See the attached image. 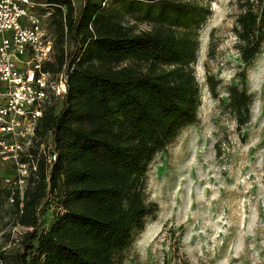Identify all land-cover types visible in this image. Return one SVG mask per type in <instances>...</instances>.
Returning a JSON list of instances; mask_svg holds the SVG:
<instances>
[{
    "label": "trees",
    "instance_id": "obj_1",
    "mask_svg": "<svg viewBox=\"0 0 264 264\" xmlns=\"http://www.w3.org/2000/svg\"><path fill=\"white\" fill-rule=\"evenodd\" d=\"M37 1L46 4L38 9L48 12L52 38L43 70L64 68L67 90L45 106L28 155L21 153L29 165L22 189L0 185V264H124L157 211L145 194L149 163L197 119L194 64L215 0ZM234 6L241 82L221 101L240 133L250 117L246 69L264 47V0ZM262 169L264 176V158Z\"/></svg>",
    "mask_w": 264,
    "mask_h": 264
},
{
    "label": "rangeland",
    "instance_id": "obj_2",
    "mask_svg": "<svg viewBox=\"0 0 264 264\" xmlns=\"http://www.w3.org/2000/svg\"><path fill=\"white\" fill-rule=\"evenodd\" d=\"M72 2L78 7L81 0ZM234 2H212L199 32L198 116L149 163L145 194L157 211L135 235L124 264H264V47L246 69L250 117L239 133L221 101L231 84L241 82L231 29ZM38 7L46 24L48 12ZM208 76L216 83L214 93ZM6 179H15L10 164L0 166V185ZM54 210L47 206L45 225ZM21 230L13 228L12 238Z\"/></svg>",
    "mask_w": 264,
    "mask_h": 264
},
{
    "label": "built area",
    "instance_id": "obj_3",
    "mask_svg": "<svg viewBox=\"0 0 264 264\" xmlns=\"http://www.w3.org/2000/svg\"><path fill=\"white\" fill-rule=\"evenodd\" d=\"M37 0H0V166L12 164L19 189L29 171L21 153L33 143L35 127L45 106L66 93L67 75L43 70L52 54V38ZM42 17V18H41ZM50 163L55 154L43 151ZM34 169L35 163L31 161ZM12 202L13 198H9Z\"/></svg>",
    "mask_w": 264,
    "mask_h": 264
}]
</instances>
